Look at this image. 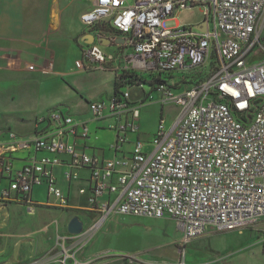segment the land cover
<instances>
[{
    "label": "built area",
    "instance_id": "1",
    "mask_svg": "<svg viewBox=\"0 0 264 264\" xmlns=\"http://www.w3.org/2000/svg\"><path fill=\"white\" fill-rule=\"evenodd\" d=\"M92 1L82 22L89 27L108 22L126 36L132 48L127 70L155 76L209 64L210 73L179 91L174 87L178 82L170 79L157 85L163 103L181 106L180 116L171 128L162 118L149 144L136 141L130 155L100 158L80 148L69 138L87 139V122L60 108L39 117L30 137L14 131L7 140L0 136V182L7 181L0 186V202H21L32 211L38 204L33 190L45 184L53 203L68 208L69 197L54 170L65 165L70 182L81 178L82 169L90 171L88 188L79 192H89V205L102 212V218L111 213L170 217L183 229L184 242L264 220V0ZM194 7L203 11L206 31L182 26L175 18L178 11ZM114 60V53L92 43L74 69L109 70ZM89 107L97 120L130 115L126 123L114 126L123 133L117 148L126 141L124 133L139 129L135 120L140 106L130 101L128 89ZM27 148L52 156L33 154L22 169H15L13 153ZM97 227L78 235L59 234L57 239L66 243L75 238L72 243L82 249ZM75 254L74 264H82Z\"/></svg>",
    "mask_w": 264,
    "mask_h": 264
},
{
    "label": "rangeland",
    "instance_id": "2",
    "mask_svg": "<svg viewBox=\"0 0 264 264\" xmlns=\"http://www.w3.org/2000/svg\"><path fill=\"white\" fill-rule=\"evenodd\" d=\"M175 16L182 26L187 27L199 25L205 19L200 7L180 10ZM170 24L174 25L176 21L171 20ZM261 56L260 54L255 59H259ZM25 59L26 61L29 60L28 57ZM19 67L22 66L19 65ZM196 72L197 75L199 72L209 75L210 65L208 64L203 70L197 68L175 71L170 81L180 82L179 85H182V88H178L176 91L185 88L184 80L194 81L193 75ZM38 74L35 71L20 69L9 72L0 71V133L14 131L22 136L30 135L33 133L34 125L39 117L48 114L51 109L67 107L77 119L81 122H87L90 138H97L104 136L105 133H110L113 136V142H116L117 135H123L122 132L118 134L116 129H112L109 126L110 123L104 125L103 120L95 119L88 107V99L84 97L86 94L92 99L100 96L108 99L107 95L115 91L116 85L110 70L94 71L88 76L77 79L78 87H73L67 79H60V82L56 83L48 80L43 85ZM145 76L148 80L152 79L149 74H145ZM155 76L159 77L158 74ZM166 77H168L166 74L161 75L162 79H166ZM206 77L208 76L206 75ZM127 89L130 93V101L140 106L141 111V118L135 120V125L139 128L138 131L126 132L127 136L135 137L129 141L133 145L138 140L148 143L151 132L156 131L162 118L165 120L167 128H171L178 120L181 106L174 102L163 103L161 92L151 87L149 83L123 87V90ZM123 116L125 120L122 122L124 123L126 122V115ZM80 129L82 132L85 131L83 125L80 126ZM128 145L127 141L125 150L128 149ZM29 155V151L25 149L22 152H16L14 158L17 159H15L14 168L22 169ZM20 158L24 160H20ZM5 185H7V181L3 182V186ZM74 185L78 184L74 183ZM46 188V185L43 184L35 189L34 199L40 203L36 205L35 212L30 213L27 206L16 203L5 202L0 205V264H65L64 261L66 260L68 263L74 262L73 259L75 260V258L71 257L73 252L66 246L73 239L67 240L64 244L58 241L57 235L68 233L67 225L74 216H78L84 222L85 232V228L88 229L93 224L87 219V216L92 217L94 213L87 210L43 204L44 201L49 200ZM84 195L86 194L80 195L78 191H75L70 204L86 202L87 199ZM51 200L54 199L51 198ZM143 219H140L133 226L131 225L132 222L117 223L112 219L113 221L100 228L96 233L98 227L90 232V238L95 235V243H160L163 246L157 252L165 255H173L174 244L172 243H181L178 246H185V249L188 251L191 249L190 251L193 252L192 254L188 253V261L207 258L208 255L205 253L208 245L205 243L217 242V240L219 243H238L239 239L234 240L229 237L231 234L219 235L214 240L203 235L184 242V231L175 219L170 217ZM19 234L25 235L19 236ZM40 238L46 240L44 242L55 244L43 252H38L35 245ZM59 243L64 246L59 247ZM246 243H251L250 239H246Z\"/></svg>",
    "mask_w": 264,
    "mask_h": 264
},
{
    "label": "crops",
    "instance_id": "3",
    "mask_svg": "<svg viewBox=\"0 0 264 264\" xmlns=\"http://www.w3.org/2000/svg\"><path fill=\"white\" fill-rule=\"evenodd\" d=\"M92 5V0H0V71L9 72L19 69L35 71L39 73V80L43 85L48 80L55 81L54 83H56L60 82V79H67L73 87H78L77 79L88 76L90 73H82L74 69L75 62L82 58L83 51L89 44L98 43L106 52L115 54V60L109 70L115 80L119 79L124 70H127L126 56L132 51V48L129 47L126 36L112 28L108 22H103L94 27H89L82 22V13L89 10ZM27 57L29 58L28 61L25 59ZM19 65L22 67H19ZM113 94L114 92L108 94V99ZM84 97L88 99H86L88 105L93 101L107 100L104 96L92 99L85 94ZM132 103L134 104V102ZM64 108L73 114L69 108ZM64 108L61 107L60 109L65 110ZM123 115H126V122L131 118L129 114L123 113L119 116L108 115L102 120L104 125L110 123L109 126L115 129L114 126L123 123L122 121L125 120ZM36 126L37 124L35 123L32 134L25 136L18 135L24 138L30 137L36 132ZM43 126L40 125V128H43ZM117 133L119 134V131ZM154 133L155 131L151 132L149 141L152 140ZM0 136L3 140H7L8 132L0 133ZM124 136L126 137V141L118 148L115 147L117 140L113 142V136L110 133H105L104 136L97 138L88 137L87 140L82 138V136L78 138L71 137L69 139L71 141L74 140L80 148L100 158H112L114 156L130 155L133 144L129 141L135 139V137L127 136V133H124ZM118 137L119 135H117ZM127 141L129 147L125 150V143ZM25 150L29 151V156L33 154L38 157L52 156L47 151H37L34 148H27ZM16 152H22V150ZM16 152L13 153V156ZM54 170L57 175L58 184L69 197V201L73 198L75 191L83 195L79 192L80 188H88L87 186H89L88 178L90 171L88 169H82L80 171L81 178L71 182L64 175L66 171L65 165L57 166ZM3 182L4 180H1V187L3 186ZM74 183L78 185L75 186ZM40 186L42 185L34 188L33 199L35 189ZM88 195L89 192L84 195L87 199L85 200L86 202L70 204L68 208L93 212L94 216H87V219L93 223L90 227L98 223L95 233L110 223V221H113L112 219L117 223L132 222L131 225L133 226L140 219L150 218L119 213H111L102 218L104 216L102 212L92 209L89 205ZM5 202L25 206L21 202ZM5 202H0V205ZM38 204L40 203L38 202ZM43 204L58 207L53 203L51 198L48 201H44ZM36 205L32 211H29V209L28 211L30 213L35 212ZM85 221L87 222V220ZM261 221L243 230L226 232L209 231L205 234L209 236L208 239L213 238L214 240L219 235L231 234L229 237L234 240L239 238L238 243H219V240L217 242L205 243V245H208L205 253L208 256L204 260L197 261L187 260L188 253L192 254L193 252L190 251L191 249L189 251L185 249V246H178L181 243H172L174 244L173 255L157 252L163 246L160 243H95V235L83 243L82 249H79L80 243H72L75 238L66 246L69 247L73 254L76 253V259L82 264H264V222ZM117 227L119 226L117 225ZM88 229L85 228V232ZM20 235L23 236L25 234ZM62 235L71 236L73 234L68 232ZM246 239H250L251 243H246ZM44 241L46 240L40 238L39 242L36 245L34 244L38 252H43L55 244ZM58 245L59 247L64 246L60 243ZM68 264H74V262Z\"/></svg>",
    "mask_w": 264,
    "mask_h": 264
},
{
    "label": "trees",
    "instance_id": "4",
    "mask_svg": "<svg viewBox=\"0 0 264 264\" xmlns=\"http://www.w3.org/2000/svg\"><path fill=\"white\" fill-rule=\"evenodd\" d=\"M203 69H204V67L201 68V70H203ZM162 74H166L168 76V77H166V79H171L173 77L172 76L173 73L172 74H170V73H159L158 74L159 77H156L152 74H149L152 77V79L148 80L144 73H138V72H134V71H130V70H124V72L121 74L119 79L117 78L115 80L116 85H115L114 95L115 96L120 95L123 92L124 86H130V85H134V84H140L141 85V84L149 83L151 85V87L156 89L157 85H159L161 82H163L165 80V79L161 78ZM198 74L199 75H197V72H196L193 75V77H195V80L192 82L184 80L185 81L184 83L186 84V86L191 85L193 83H196L200 80H204L206 78V75L208 76V74H206V73L202 74L201 72H199ZM179 84H180V82L177 85H174V87L175 88H182V85H179ZM36 124H38L37 121H36ZM39 125H41V124H39ZM37 129L38 128L36 126V131H37Z\"/></svg>",
    "mask_w": 264,
    "mask_h": 264
},
{
    "label": "water",
    "instance_id": "5",
    "mask_svg": "<svg viewBox=\"0 0 264 264\" xmlns=\"http://www.w3.org/2000/svg\"><path fill=\"white\" fill-rule=\"evenodd\" d=\"M195 27L201 31H206V24L204 22L202 25H196ZM67 231L73 235L82 234L84 231L83 221L78 216L72 217L67 225Z\"/></svg>",
    "mask_w": 264,
    "mask_h": 264
}]
</instances>
